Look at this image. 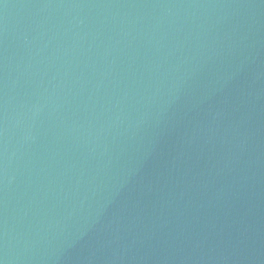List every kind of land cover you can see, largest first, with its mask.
Masks as SVG:
<instances>
[{
    "label": "water",
    "instance_id": "obj_1",
    "mask_svg": "<svg viewBox=\"0 0 264 264\" xmlns=\"http://www.w3.org/2000/svg\"><path fill=\"white\" fill-rule=\"evenodd\" d=\"M0 264H264V0H0Z\"/></svg>",
    "mask_w": 264,
    "mask_h": 264
}]
</instances>
